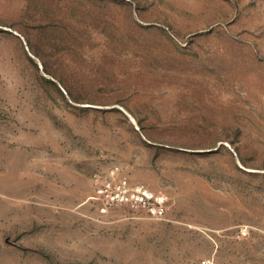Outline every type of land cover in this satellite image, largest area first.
I'll return each instance as SVG.
<instances>
[{
  "label": "rangeland",
  "instance_id": "rangeland-1",
  "mask_svg": "<svg viewBox=\"0 0 264 264\" xmlns=\"http://www.w3.org/2000/svg\"><path fill=\"white\" fill-rule=\"evenodd\" d=\"M208 258L264 264V0H0V264Z\"/></svg>",
  "mask_w": 264,
  "mask_h": 264
},
{
  "label": "built area",
  "instance_id": "built-area-1",
  "mask_svg": "<svg viewBox=\"0 0 264 264\" xmlns=\"http://www.w3.org/2000/svg\"><path fill=\"white\" fill-rule=\"evenodd\" d=\"M92 200L100 215H106L118 207H128L162 219L167 216L171 197L164 190L154 189L144 182L125 180L116 166L93 177ZM241 232L247 234L246 229ZM214 262L213 258H208L202 264Z\"/></svg>",
  "mask_w": 264,
  "mask_h": 264
},
{
  "label": "bare ground",
  "instance_id": "bare-ground-1",
  "mask_svg": "<svg viewBox=\"0 0 264 264\" xmlns=\"http://www.w3.org/2000/svg\"><path fill=\"white\" fill-rule=\"evenodd\" d=\"M175 94V93H174ZM183 96V95H182ZM190 99V98H189Z\"/></svg>",
  "mask_w": 264,
  "mask_h": 264
}]
</instances>
